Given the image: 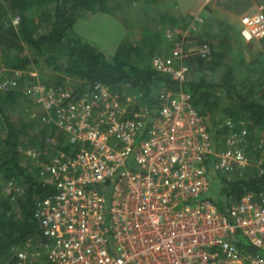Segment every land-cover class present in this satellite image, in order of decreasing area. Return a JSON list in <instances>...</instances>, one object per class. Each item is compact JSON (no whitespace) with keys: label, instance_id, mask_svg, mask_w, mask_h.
I'll list each match as a JSON object with an SVG mask.
<instances>
[{"label":"built area","instance_id":"1","mask_svg":"<svg viewBox=\"0 0 264 264\" xmlns=\"http://www.w3.org/2000/svg\"><path fill=\"white\" fill-rule=\"evenodd\" d=\"M239 34L264 36L262 7L242 16ZM165 40L169 53L154 54L152 67L184 81L185 36L167 30ZM194 51L208 58L209 42ZM12 72L0 90L19 88L21 71ZM20 94L45 131L43 145L28 153L41 160L36 175L54 192L35 204L40 250L17 247L0 264H264L233 241L240 233L264 251V190L244 192L226 212L204 197L211 170L229 178L264 165V141L248 123L228 116L213 128L183 90H160L153 113L134 110L99 82L73 96L67 76L35 80ZM6 188L9 199L21 193L12 180Z\"/></svg>","mask_w":264,"mask_h":264},{"label":"trees","instance_id":"2","mask_svg":"<svg viewBox=\"0 0 264 264\" xmlns=\"http://www.w3.org/2000/svg\"><path fill=\"white\" fill-rule=\"evenodd\" d=\"M132 1L136 0H0V64L23 68L30 63H38L41 58L47 67L77 79L72 83L73 96L99 82L116 94L121 102H125V97L134 91L140 93L145 100V109L151 113L156 110V96L160 90H183L197 111L208 120L219 107L216 89L221 87L235 99L238 112L250 116L251 128L264 129V105L237 92L230 79L213 82L203 77H186L180 82L157 72L151 59L158 52V42L152 36L146 35L139 41L124 38L114 53L107 54L75 31L77 18L96 12L112 13L114 6L120 7L123 2ZM14 16H18L17 24L12 22ZM26 49L31 50L33 57L23 53ZM203 60L198 56H188L183 64L193 62L200 66ZM63 79L64 76L59 81ZM15 96L12 92L0 95V177L4 183L12 180L21 188V193L15 198L17 208H13L9 196H0V257L11 256L17 247H29L33 240L42 239L34 218L35 204L39 198L54 192L51 185L43 183L35 171H30L21 162V131L10 121L5 109V101H13ZM133 109L139 108L133 105ZM34 116L39 124L35 113ZM26 126L30 128L32 124L24 123L23 127ZM212 130L215 137L218 136V131ZM37 133L41 136L36 147H41L45 131L39 129ZM258 170V167H248L229 178L209 172L210 178L217 177L220 185L218 197L207 198L221 212H226L229 203L244 192L264 190V171ZM233 241L242 251L258 252L264 257V251L248 244L240 233L233 236Z\"/></svg>","mask_w":264,"mask_h":264},{"label":"rangeland","instance_id":"3","mask_svg":"<svg viewBox=\"0 0 264 264\" xmlns=\"http://www.w3.org/2000/svg\"><path fill=\"white\" fill-rule=\"evenodd\" d=\"M165 1V0H164ZM143 0H137L132 1L130 3H122L120 7L114 6L113 12H96L94 14L86 15L84 17L77 18L74 29L75 31L80 34L82 37L90 40L107 54H112L113 52V45L117 44V40L119 37L122 36L123 38L120 40L122 41L124 38H128L129 40H136L139 41L144 36L153 37L154 40L157 42L162 41L164 44V52L168 50L169 43H165L163 41L161 28H158L159 19L161 21H164L167 26H173L175 24H181L182 22L186 24L183 20L186 16L180 15V16H174L169 13L167 16L162 15L161 16H154L155 11H158V8L154 7L153 12L149 15H146L144 13ZM145 3V2H144ZM222 5L229 8L231 11H235L238 14H245L252 10L254 6V0H222ZM112 6V5H111ZM206 10L201 12L204 15H198L197 19L193 21V19H189L193 27L190 28L188 32H184V29L187 27V25H184L183 32L184 36L186 38V48L189 50V57L195 56L194 50L198 47V45L203 41H208L211 44L212 51L208 58L203 60V64L200 66L198 64H195L193 62H189L188 64H183L185 68V75L189 79L192 78H200L203 77L209 81L213 82H221L220 80V72L223 69L221 64H223V60H228L227 58L230 55V52L228 55L226 54V59H224V56L221 55V51L225 50L223 48V43L226 39L232 38V34L235 33V23L232 22H224L221 20V18L217 16L210 15V8L205 7ZM227 10V11H229ZM147 16L149 17L147 20ZM182 16V17H181ZM151 18V19H150ZM144 20L147 22L155 20V22H152V24H155V28L151 29L150 26H148L147 23L144 24ZM178 20V21H177ZM180 22V23H178ZM158 23V24H157ZM150 25V24H149ZM145 28V26H148V33L143 34L141 32V29ZM189 28V26L187 27ZM135 29H140L135 30ZM143 34V35H142ZM118 38V39H117ZM112 45V46H111ZM169 51V50H168ZM23 53H26L33 57L31 50L26 49L23 51ZM221 55V56H219ZM222 57V58H221ZM230 59V58H229ZM233 61V60H232ZM222 67V68H221ZM13 70H20L21 73L18 75V84L19 88L12 91V93H15L16 96L11 100L5 101V109L8 113L10 121L18 125L20 133V145H21V162L23 166L28 168L30 171H35L36 165L41 161L37 158L31 159L29 155L30 149L36 148L39 142V135L37 132L39 129H41L40 125L37 124L36 118L34 116V111L36 112L33 107V103L29 100L24 99L22 96H20V89L24 88L26 85L33 84V81L35 80H42L49 83H55L59 81V78L65 77L63 72H59L57 70H54L51 67H47L44 62H42V59L38 61V63H30L26 67L23 68H10L7 65H4L3 63L0 64V79L4 76H11ZM34 73V75H33ZM34 76V77H33ZM70 78V84L72 85L73 82H75L76 78ZM128 90V86H125ZM218 96L220 98V104L217 110L213 112L212 118H209V123L211 126L213 124H217L222 119L226 117H234L237 119L238 122H245L252 126V120H250V116L243 115L241 112H238L236 110L235 105H233V98H230L228 95L224 93V90L221 87H218L216 89ZM5 91L0 90V95L5 94ZM157 91L154 93L156 94ZM136 98V99H134ZM126 102H128L131 106H137L139 110L145 108L144 99H142V95L138 92L134 91V94H128L126 97ZM141 108V109H140ZM30 123L32 126L30 128L23 127L24 123ZM20 126V127H19ZM252 130V129H251ZM256 133V138H261L264 141V129L259 128L254 129ZM19 131V132H20ZM260 172H263L262 168H259ZM211 170V168L209 169ZM212 172V170H211ZM219 185L220 181L217 177L210 178V187L208 191L204 194V197L207 198V196L216 198L218 197L219 192ZM0 196H8V190L6 188V182L4 183L1 180L0 177ZM200 196L196 197L198 199ZM16 198V197H15ZM15 198L11 199L13 208H17V204L15 203ZM30 246L27 247L33 253H37V250L39 249V245L37 240H33L30 244Z\"/></svg>","mask_w":264,"mask_h":264},{"label":"crops","instance_id":"4","mask_svg":"<svg viewBox=\"0 0 264 264\" xmlns=\"http://www.w3.org/2000/svg\"><path fill=\"white\" fill-rule=\"evenodd\" d=\"M144 2L142 4H144L143 9L146 15L150 16V14L153 12L154 7H156L158 8V11H155V17H162V15L167 16L169 13L172 15V17H178L180 15L186 16L183 20L186 24L182 22L180 25L175 24L173 26H167L164 21H161V19H159L160 23L157 24L158 28H161V30H163L162 37L165 43L167 42L165 40V33L167 30H171L174 32L180 30L181 34L184 35L185 31L188 32L190 30L187 27L189 21L193 18V15H204L201 12L206 10L205 7L210 8V15L217 16L224 22L235 23V33L232 34V38L226 39L223 43V48H225V50L221 51V55L224 56V59H226V54L228 55V53L230 52L231 56L227 58V61L223 60V64H221L223 69L219 74L220 80L222 82L225 78L230 79L232 81L233 88L237 92L248 95L249 98H252L264 105V36L255 38L250 41H245L239 34L240 19L242 18V16L255 12L259 7H262V11L264 13V0H254V6L252 10L243 15L236 13L234 10H229L228 7L222 5V0H150L148 2ZM148 18L149 17L147 16V20ZM147 20H144V24L147 23L151 29L155 28V24H152V22H155V20H152L151 22H147ZM183 24L187 25V27L184 29V32L182 30L184 27ZM148 26H145V28L143 26V28L141 29V32H143V34L144 32L145 34L148 33ZM135 30L139 31L140 29ZM123 33L125 32L121 33L122 36L119 37V39L117 38V44H112L113 52L111 53L115 52L118 44L121 42L120 40L123 38ZM165 45L166 44H164L162 41L158 42V52L156 53L167 55L169 51L167 50L166 53L164 52ZM224 93L227 95L228 91L226 92V90H224ZM233 100L236 110H239V108L236 106L234 98Z\"/></svg>","mask_w":264,"mask_h":264}]
</instances>
